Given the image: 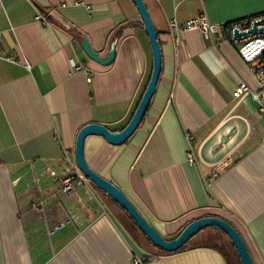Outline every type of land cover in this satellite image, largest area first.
I'll use <instances>...</instances> for the list:
<instances>
[{"label": "crops", "instance_id": "obj_1", "mask_svg": "<svg viewBox=\"0 0 264 264\" xmlns=\"http://www.w3.org/2000/svg\"><path fill=\"white\" fill-rule=\"evenodd\" d=\"M144 3L162 51L157 92L124 146L86 140L87 163L165 239L198 219L221 218L255 264H264V114L251 96L234 97L241 82L256 89L255 79L238 45L197 31L176 42L169 28L173 19L183 24L203 13L216 25L245 20L264 13V0ZM83 40L102 59L115 47V62L89 59ZM0 53V264H134L136 257L231 264L201 244L216 232L231 242L217 229L200 232L182 251L161 253L106 194L89 184L67 196L59 177L46 173L61 172L63 148L75 157L88 124L122 131L146 91L153 55L132 0H0Z\"/></svg>", "mask_w": 264, "mask_h": 264}, {"label": "water", "instance_id": "obj_2", "mask_svg": "<svg viewBox=\"0 0 264 264\" xmlns=\"http://www.w3.org/2000/svg\"><path fill=\"white\" fill-rule=\"evenodd\" d=\"M132 2L139 13L145 33L151 45L153 55V72L151 79L132 119L122 131H111L107 127L96 123L88 124L80 130L77 136L75 148V161L77 167L98 190L109 196L130 217L142 234L158 250L166 253H176L183 247H186L197 234L206 229L213 228L219 230L229 238L237 252L241 264H255L242 236L231 224L221 218L204 217L198 219L190 223L175 239H165L144 218V216L137 210L133 203L118 187L93 171L87 163L85 157L86 140L89 137H100L113 147L124 146L143 123L149 111L152 99L158 89V84L162 73V51L159 42V36L144 0H132ZM261 31L262 30H258L255 26L254 29L248 33L236 32L235 37H248L251 34H256ZM82 49L89 59L101 66L107 67L115 62V47H113L106 59L100 58V56L91 49V46L87 40H83ZM226 141V139L222 140V144L226 143Z\"/></svg>", "mask_w": 264, "mask_h": 264}, {"label": "built area", "instance_id": "obj_3", "mask_svg": "<svg viewBox=\"0 0 264 264\" xmlns=\"http://www.w3.org/2000/svg\"><path fill=\"white\" fill-rule=\"evenodd\" d=\"M36 19L45 21L40 15H38ZM255 26L258 30L262 31L251 34L248 37H235L236 32L248 33L253 30ZM169 28L171 32L175 34L176 42H178L180 34L188 31H197L205 38H212L218 41L229 40L231 43L238 45L239 56L249 66L251 75L256 82V89H252L246 82H241L234 92V97L241 100L247 96H251L253 100L259 104L261 113L264 114V13L228 25L212 24L207 15L203 13L199 17L183 24L173 19L169 23ZM5 59L10 62H16V59L12 57H7ZM27 68H30V66L27 65ZM72 68L77 70L81 69L76 64H73ZM88 82H91L90 78ZM186 139L191 141V135L187 134ZM188 159L189 163L192 165H195L197 162V158H195L192 153L189 155ZM60 162L65 166L68 175H70L69 178L62 180L65 185L71 183V187H77L91 184L78 169L75 157L65 148H63V156ZM134 264H146V260L136 257Z\"/></svg>", "mask_w": 264, "mask_h": 264}, {"label": "rangeland", "instance_id": "obj_4", "mask_svg": "<svg viewBox=\"0 0 264 264\" xmlns=\"http://www.w3.org/2000/svg\"><path fill=\"white\" fill-rule=\"evenodd\" d=\"M60 166H61V172L59 174H57L56 172H54L50 168H46V173L54 175L56 177H59L60 183L62 185V190L67 196H74V197L77 196L79 189L82 188L84 185L77 186V187H71V185H72L71 183L65 185L62 182V180L69 178L70 175H68L64 165L61 164ZM91 185L94 188H96L93 183H91ZM91 188L92 187H90L88 189L91 190ZM117 210H118V212H120L123 221H125V222L127 221L128 224H131L129 219L126 217V215L123 214L119 209H117ZM223 238L224 237L221 233L216 232V233H213V235H211L210 237H205V239L203 240V242H201V244L218 248L227 256V258L231 262V264H236L235 256L233 254V248H232L230 242H224Z\"/></svg>", "mask_w": 264, "mask_h": 264}, {"label": "trees", "instance_id": "obj_5", "mask_svg": "<svg viewBox=\"0 0 264 264\" xmlns=\"http://www.w3.org/2000/svg\"><path fill=\"white\" fill-rule=\"evenodd\" d=\"M102 192V191H101ZM103 193V192H102ZM103 194H105V193H103ZM107 196V195H106ZM107 199H108V201H110L112 204H114V205H117L109 196H107ZM118 206V205H117ZM130 218V217H129ZM148 240V239H147ZM149 241V240H148ZM150 242V241H149ZM230 244H231V246H232V248H233V254H234V256L237 258V260H238V262H239V264H241L240 263V260H239V258H238V255H237V252H236V250H235V248H234V246H233V244H232V242H230ZM185 249V247H183L180 251H182V250H184ZM160 252L161 253H166V252H163V251H161L160 250ZM179 252V251H178ZM168 254V253H167Z\"/></svg>", "mask_w": 264, "mask_h": 264}]
</instances>
